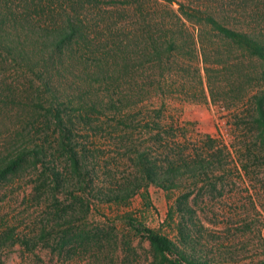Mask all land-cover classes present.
<instances>
[{"label":"rangeland","instance_id":"rangeland-1","mask_svg":"<svg viewBox=\"0 0 264 264\" xmlns=\"http://www.w3.org/2000/svg\"><path fill=\"white\" fill-rule=\"evenodd\" d=\"M178 2L209 11L231 28L264 34V0H0L14 16L4 30L32 60L16 61L0 48V158L42 144L54 154L47 156L51 165L66 166L65 155L55 151L48 90L74 95L82 88L102 102L107 91L126 95L115 107L97 108L88 126L75 120L74 141L91 165L85 192L73 180L56 187L29 152L0 179V264H158L147 238L125 222L128 214L190 250L178 234L187 221L195 247L211 251L212 264L264 258V143L255 141L259 126L249 102L264 94V62L220 42L222 54L209 56L220 62L206 74L194 48L190 57L167 51L161 21L173 19ZM72 7L79 44L71 41L68 54L54 49L49 56L45 37L58 32ZM154 42L164 49L160 59L146 53ZM143 152L158 171L168 156L197 160L204 173L184 174L170 189L146 186L139 178ZM138 184L125 203L97 198L100 191ZM177 199L190 215L178 210ZM59 210L74 219L55 220Z\"/></svg>","mask_w":264,"mask_h":264},{"label":"trees","instance_id":"trees-1","mask_svg":"<svg viewBox=\"0 0 264 264\" xmlns=\"http://www.w3.org/2000/svg\"><path fill=\"white\" fill-rule=\"evenodd\" d=\"M163 1H165L166 4H169L173 0ZM79 3L78 7L81 8L82 1ZM177 4V10L173 12V19L163 18L161 21L163 41L165 42L164 47L167 51L182 52L184 50V54L187 57H190L191 55L193 56V50L195 49L196 56L194 54V58L198 61L200 57L206 74L215 70L211 67L212 64L217 65L220 62V57L218 56H215L213 59L214 61H211L212 59L209 57L211 54H222V51L219 49L220 42L235 44L244 52H247L249 56L256 57L264 62L263 33H259L255 31V29L244 30L231 28L222 23L213 13L209 11H204L200 8L185 7V5L181 2H178ZM10 11V7H7L4 3H0V48H2L6 55L10 58L16 61H24V63L28 65L32 60L24 56L26 52H24L22 45H19L17 40L10 38V32H6L4 30L3 25L5 24V21L10 20L11 16L14 17L10 14ZM72 11L73 14H66L64 16L61 21V28H58L59 30H57L58 32L56 34L45 37L47 44L51 47V49L48 50L49 56L52 55L54 49H57L59 54L62 52H66L68 54L71 50L69 45L71 41H74L75 44H79L78 42L81 29L77 23L74 22V16L77 15L74 7H72ZM187 23H190L191 25V30L189 31L186 28ZM184 31H187L188 39H186ZM188 43L190 44L189 51L186 52L183 48L184 46H187ZM46 51L47 50H43L45 53L44 57H47ZM146 53H151L157 59H160V56L164 54V49L155 45L154 42L151 49L147 48ZM199 71L200 70L198 68L196 72L199 73ZM48 95V113L51 114L49 116L53 118L52 120L54 121V125L56 127L55 129L58 131V136L55 139L57 144L55 151L65 155L66 166L59 169L57 166L51 165V162H48L47 156H53L54 154H48L44 145L36 144L30 149H22L18 151L15 156L7 154L0 158V179L5 178L9 172L17 170L24 158V155L26 152H29V155L33 158L34 166L37 167V164L39 163L42 167L41 174L47 177L50 176L56 187L67 188L72 185L73 180L72 186H79L80 184L79 188H81L82 192H85L82 184H86L85 180L87 178H89L88 180L91 179V173L89 172L91 170V165L85 148H80L79 144L74 141V134H76L73 131L75 130V120L83 123L84 127L88 126L94 120V118L91 117V113L98 112L96 110L97 108L107 109L111 108L110 105L115 107L117 103L126 99V95H119L115 91H107L106 95L103 96V102L100 100L97 101V98L91 97L85 92H82V88H80V90L74 95L70 93H63V95H61L59 92H52L51 90H48ZM101 102H105L109 105L104 108L101 106ZM249 102L255 114L253 120H255L259 126V137L255 141L260 139L261 143H264L263 92L260 91V94H254ZM76 111H79V113L75 114ZM128 115L129 113L127 115H121L118 123H125L124 120L129 118ZM248 152L250 153V150H248ZM145 155V152H143V154H138V161H140L141 165V177L139 178L143 180V184L146 186L148 183H152L159 187L170 189L174 187L175 184L178 185V178H181L186 174L196 177V175L204 173L203 165L197 162V160L190 161V159L187 160L183 157L177 158L168 156L166 157L167 161H162L163 164L160 167V171H158L156 166L157 163L149 161L147 158L144 159ZM174 163H178L180 165L176 167L174 166ZM139 187L140 184H138L135 189H132L130 186L116 190L111 189L110 191H100L97 198L106 202L125 203ZM78 199L81 202H86V200H84V195H81ZM176 205L180 212L188 211L186 214L190 215V211L192 209L183 205L180 199H177ZM68 217L74 219L72 218L74 217V213L72 215V213L67 210H59L55 211L53 214V218L55 220H64ZM124 220L132 229L140 234H143L147 238L150 246L154 249L156 254L160 255L158 264H212V252L202 251L195 247V239L190 233L193 225H189L187 221L184 222L185 224L182 223L181 226H178V234L184 241L183 244L186 245L185 247H189L190 250H187V248L179 249L165 235L145 227L137 219L132 218L130 214L126 215V217L124 216ZM19 238L17 240H19L20 244H28V239L26 237ZM3 239L5 240L7 237L4 236ZM224 254L225 253L222 255ZM220 255L221 254L219 253V256ZM256 264H264V258Z\"/></svg>","mask_w":264,"mask_h":264}]
</instances>
